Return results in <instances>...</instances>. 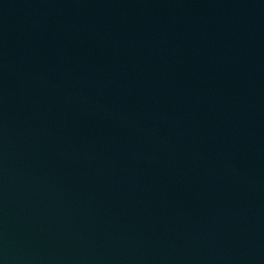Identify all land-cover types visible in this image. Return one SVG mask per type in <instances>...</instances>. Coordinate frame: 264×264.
<instances>
[{"label": "water", "instance_id": "95a60500", "mask_svg": "<svg viewBox=\"0 0 264 264\" xmlns=\"http://www.w3.org/2000/svg\"><path fill=\"white\" fill-rule=\"evenodd\" d=\"M0 264H264V0H0Z\"/></svg>", "mask_w": 264, "mask_h": 264}]
</instances>
